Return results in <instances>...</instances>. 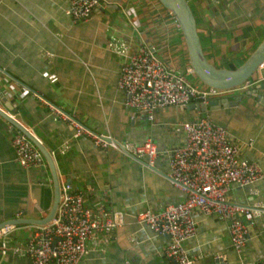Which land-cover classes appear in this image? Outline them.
Returning a JSON list of instances; mask_svg holds the SVG:
<instances>
[{"label": "crops", "instance_id": "1", "mask_svg": "<svg viewBox=\"0 0 264 264\" xmlns=\"http://www.w3.org/2000/svg\"><path fill=\"white\" fill-rule=\"evenodd\" d=\"M106 5L83 21L66 13L67 0H0V102H9L15 117L50 150L58 170L79 189L93 188L108 210L124 212V223L103 248L90 249L80 264H172L162 255L167 236L139 224L134 214L159 210L179 202L185 194L167 178L163 156L154 165L128 151L102 148L86 135L73 137L67 121L50 106L79 120L86 128L110 135L122 144L142 143L151 137L158 148L180 145L184 133L177 123L210 115L236 137L241 155L254 160L264 174V104L250 95L251 80L212 96L206 111L166 106L148 121L123 105L117 87L123 58L112 51L110 40L139 41L152 46L165 65L186 75L189 64L181 29L173 14L158 0H103ZM196 13L204 53L216 66L229 67L247 58L264 36V0H188ZM263 69L258 75H262ZM193 81V82H192ZM215 101V102H214ZM0 116V223L10 219H40L52 205L53 188L48 167L26 169L16 160L11 145L13 129ZM67 142L64 154L56 151ZM45 162V161H44ZM46 164V162H45ZM255 190V193L252 191ZM232 202L253 206L264 202V175L250 186L230 187ZM98 197L86 196L85 205ZM196 235L185 245L195 264H240L230 245L226 224L216 216L195 214ZM34 224H14L0 244V264H31L14 246H24ZM242 253L247 260L264 257V213L249 227ZM264 264V263H263Z\"/></svg>", "mask_w": 264, "mask_h": 264}, {"label": "built area", "instance_id": "2", "mask_svg": "<svg viewBox=\"0 0 264 264\" xmlns=\"http://www.w3.org/2000/svg\"><path fill=\"white\" fill-rule=\"evenodd\" d=\"M105 5L103 0H67L66 13L73 22H79ZM108 46L123 58L117 87L125 94L124 107L148 121L154 120L160 108H183L190 102L206 104L212 96L223 92L191 84L186 75L165 65L153 47L142 40H110ZM191 73L193 70L188 66L186 74ZM0 108L16 118L1 106V102ZM50 109L67 121L75 138L86 135L97 146L128 151L137 159H145L150 166L159 156L166 159L167 178L184 192V199L159 210L143 209L134 217L153 233L168 237L162 255L172 264H195L185 243L196 235V213L214 215L226 224L230 245L239 255L240 264L264 263V257L252 261L242 255L250 238L249 227L264 213V202L249 206L232 202L227 197L230 187L250 186L264 174L257 162L241 155L239 142L224 125L210 115L182 121L173 129L184 133V142L160 149L151 137L142 143L122 144L110 135L86 128L56 106ZM10 126L14 130L11 145L18 163L26 169L46 166L42 154L28 137L12 124ZM68 148V143L64 142L56 151L64 154ZM50 152L55 158V151ZM58 180L60 198L53 218L44 225H36L24 246L13 248L21 250L31 264H80L90 249L107 245L115 230L124 223L123 211L106 208L107 193L99 197L93 188H75L59 170ZM91 195L98 200L94 205H85L84 198ZM12 226L0 227V240L7 236ZM0 250L5 253L10 247L0 244Z\"/></svg>", "mask_w": 264, "mask_h": 264}, {"label": "water", "instance_id": "3", "mask_svg": "<svg viewBox=\"0 0 264 264\" xmlns=\"http://www.w3.org/2000/svg\"><path fill=\"white\" fill-rule=\"evenodd\" d=\"M158 1L163 5V7L168 9L173 14L175 20L177 21L184 36L190 67L193 70L194 76L201 83L215 88L218 91L224 92L244 85L246 82L251 80L253 83L251 84L250 95L259 97V101L264 104V71L262 72V75H258L259 70L263 69L264 65V37L245 59V61L235 69L216 67L208 60L204 53L199 30L197 28L196 18L188 0ZM3 101H5L4 108L8 111L14 110L12 105L6 101V98H3ZM212 103L213 101H208L206 104L196 102L191 103V106L196 107L198 110L206 111L207 106H210ZM0 116L7 120L15 128L21 130L40 151L51 175L53 188L52 205L45 217L40 219H10L0 223V227L19 223L44 225L53 218L60 198L58 167L56 165V160L41 140L19 120L11 117L2 108H0ZM214 264H222V260L220 258L214 259Z\"/></svg>", "mask_w": 264, "mask_h": 264}, {"label": "trees", "instance_id": "4", "mask_svg": "<svg viewBox=\"0 0 264 264\" xmlns=\"http://www.w3.org/2000/svg\"><path fill=\"white\" fill-rule=\"evenodd\" d=\"M189 2V1H188ZM190 4V3H189ZM191 6V5H190ZM191 9H192V11H193V13H194V16H195V18H196V22H197V26H198V24H199V21H198V18H197V16H196V13H195V11L193 10V8H192V6H191ZM200 35V34H199ZM200 39H201V43H202V47H203V41H202V38H201V36H200ZM203 50H204V48H203ZM246 59V58H245ZM245 59L244 60H242V61H240L239 62V64H231L229 67H227V68H229V69H235L236 67H238L241 63H243L244 61H245ZM216 66V65H215ZM216 67H220V66H216ZM79 121V120H78Z\"/></svg>", "mask_w": 264, "mask_h": 264}, {"label": "rangeland", "instance_id": "5", "mask_svg": "<svg viewBox=\"0 0 264 264\" xmlns=\"http://www.w3.org/2000/svg\"><path fill=\"white\" fill-rule=\"evenodd\" d=\"M263 37H264V36H263ZM236 63H239V62H236ZM191 75H192L193 77H195L193 73H191ZM195 78H196V77H195ZM192 82H193V81H192Z\"/></svg>", "mask_w": 264, "mask_h": 264}]
</instances>
